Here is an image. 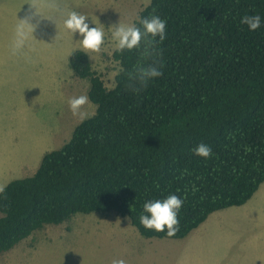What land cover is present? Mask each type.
Segmentation results:
<instances>
[{
    "label": "trees",
    "instance_id": "16d2710c",
    "mask_svg": "<svg viewBox=\"0 0 264 264\" xmlns=\"http://www.w3.org/2000/svg\"><path fill=\"white\" fill-rule=\"evenodd\" d=\"M255 14L264 18V0H150L137 17L165 20L166 38L143 61V42L114 50L109 88L84 50L71 51L68 66L88 81L94 111L33 173L4 185L0 254L76 214L111 212L142 237L176 239L212 212L246 203L264 182V24L249 31L240 23ZM138 62L162 64V75L132 92ZM200 143L209 158L193 154ZM172 194L184 201L179 230L144 229L143 204Z\"/></svg>",
    "mask_w": 264,
    "mask_h": 264
},
{
    "label": "rangeland",
    "instance_id": "374dc122",
    "mask_svg": "<svg viewBox=\"0 0 264 264\" xmlns=\"http://www.w3.org/2000/svg\"><path fill=\"white\" fill-rule=\"evenodd\" d=\"M149 1L0 0V185L33 173L42 154L62 145L81 121L72 115L67 101L87 95L88 81L68 66L70 52L82 48L80 37L63 28L62 14L77 11L88 17L90 27L95 26L91 22L105 27L100 51L87 54L109 88L118 64L112 58L108 27L134 22ZM21 20L34 25V31L25 46L13 53ZM81 111L88 117L94 104L89 100ZM253 210L257 218L264 212V195ZM151 239L142 237L126 216L76 214L36 230L0 254V264H112L119 258L126 264H173L167 257L182 253L171 243ZM178 239L182 238H168Z\"/></svg>",
    "mask_w": 264,
    "mask_h": 264
},
{
    "label": "clouds",
    "instance_id": "9594fccd",
    "mask_svg": "<svg viewBox=\"0 0 264 264\" xmlns=\"http://www.w3.org/2000/svg\"><path fill=\"white\" fill-rule=\"evenodd\" d=\"M63 28L73 35L80 37L79 47L91 52H99L105 42V27L102 24L98 26L91 22L94 27H90L86 22L88 17L77 11H68L62 14ZM137 23L127 24L117 23L109 26L111 41L115 52L124 50L143 49L141 51V61L146 60L156 53V45L166 38L167 22L158 15H151L148 18H139ZM240 23L246 25L249 31H255L264 24V18L259 14L244 15ZM34 31V25L27 20H21L16 27V40L13 53L25 46ZM161 65L155 62L145 64L138 62L129 72L128 87L132 92L140 91L148 81L162 75ZM69 110L73 116H78L81 121L85 118V113L81 111L82 107L89 103L87 95L74 96L67 101ZM192 152L195 156L207 159L213 153L212 149L204 143L196 145ZM5 187L0 185V195L5 191ZM183 199L172 194L164 199L148 200L142 206V213L139 216L140 225L146 230H154L156 233L164 232L168 237H172L179 230L178 213L183 206ZM112 264H126L123 258L113 259Z\"/></svg>",
    "mask_w": 264,
    "mask_h": 264
},
{
    "label": "crops",
    "instance_id": "0c3cea01",
    "mask_svg": "<svg viewBox=\"0 0 264 264\" xmlns=\"http://www.w3.org/2000/svg\"><path fill=\"white\" fill-rule=\"evenodd\" d=\"M263 195L264 182L253 199L212 212L182 239H149L171 243L182 251L167 257L173 264H264V212H259L257 218L253 210V205Z\"/></svg>",
    "mask_w": 264,
    "mask_h": 264
}]
</instances>
